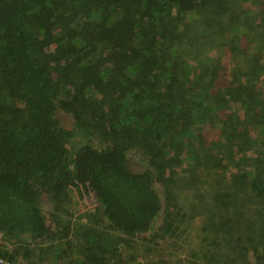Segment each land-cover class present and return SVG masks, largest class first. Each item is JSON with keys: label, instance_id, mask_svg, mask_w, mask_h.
Wrapping results in <instances>:
<instances>
[{"label": "trees", "instance_id": "obj_1", "mask_svg": "<svg viewBox=\"0 0 264 264\" xmlns=\"http://www.w3.org/2000/svg\"><path fill=\"white\" fill-rule=\"evenodd\" d=\"M0 260L264 264V0H0Z\"/></svg>", "mask_w": 264, "mask_h": 264}, {"label": "rangeland", "instance_id": "obj_2", "mask_svg": "<svg viewBox=\"0 0 264 264\" xmlns=\"http://www.w3.org/2000/svg\"><path fill=\"white\" fill-rule=\"evenodd\" d=\"M249 52H251L250 51V49H249ZM220 56V55H219ZM58 118H59V120H60V125L62 126V127H64L65 129H70L71 127H72V125H71V120L66 116V115H59L58 114ZM77 207V205H75L73 208H72V211L73 212H75V210L77 209L76 208ZM196 226H194V228H195ZM189 232V231H188ZM143 254V257H146L147 255H144V254H147L146 253V251L145 252H143L142 253Z\"/></svg>", "mask_w": 264, "mask_h": 264}, {"label": "built area", "instance_id": "obj_3", "mask_svg": "<svg viewBox=\"0 0 264 264\" xmlns=\"http://www.w3.org/2000/svg\"><path fill=\"white\" fill-rule=\"evenodd\" d=\"M0 264H10V263L7 262V261H1V260H0Z\"/></svg>", "mask_w": 264, "mask_h": 264}]
</instances>
